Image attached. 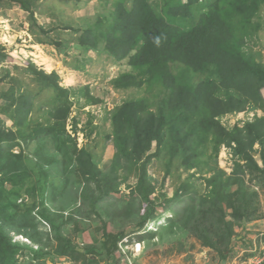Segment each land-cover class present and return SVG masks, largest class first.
<instances>
[{"label": "trees", "instance_id": "1", "mask_svg": "<svg viewBox=\"0 0 264 264\" xmlns=\"http://www.w3.org/2000/svg\"><path fill=\"white\" fill-rule=\"evenodd\" d=\"M6 1L30 11L32 24H37L43 34L50 32L45 31L43 25L39 27L34 16L39 2L45 4L47 1ZM71 1L52 0L50 4ZM262 5L264 0H117L110 18L97 15L86 27L65 28L72 34L61 40H77L84 49L105 51L116 62L128 61L132 71H125L113 80L116 88L160 84L168 91L156 109H151L149 103L140 98L127 100L111 115L113 138L125 144L123 153L135 158L146 157L142 177L150 172L154 158L160 154L166 132L174 127L176 143L187 151H192L197 147L198 139L207 135L214 137L219 145L226 144L234 156L244 161L237 163L235 175L249 174L254 177L249 178L251 181L264 186V162L259 165L253 153L256 143L263 144L264 117L248 121L242 127L235 125L233 129H228L219 120L220 116L245 111L251 103L261 105L264 102V61L256 60L245 51L248 38L260 27L254 18ZM46 42L62 49V41L49 39ZM8 57L0 50V63ZM24 72L26 76H33L41 87L36 95L26 89L22 91L25 82L20 80L12 83L11 88L0 91V264L18 263L20 245L13 242L8 230L15 229L19 233L30 227L38 229L40 221L33 213L39 204L44 208L41 219L52 221V211L45 206L46 196L61 194L60 190L67 187L72 176L79 174V178L90 182L101 179L108 185L113 181L96 165L85 148L75 144L72 151L68 149V142L73 140L66 131L72 101L70 89L60 84L59 74L38 69L33 63ZM9 74L7 71V77ZM196 77L200 80L197 81ZM44 92H48V100L39 105L36 98L38 93ZM44 108H47L49 116L44 123L29 117L30 113L38 116ZM1 116L12 118L15 123L7 128ZM31 140L42 142L36 152L38 164H43L46 158L43 154L57 157L56 154L60 153L63 166L66 169L70 167V172L63 175L61 184L57 185L48 180L50 173L39 165L45 182V196L42 195L40 201L36 198L32 170L26 164L27 146ZM154 142L157 149L151 153ZM16 147L19 149L17 152ZM192 157V154H187L185 160ZM47 164L50 165L49 162ZM230 180V177L215 174L208 180L209 191L204 196L184 193L177 195L180 198L176 202L173 198L166 200L163 207L166 210L172 208L174 214L158 227L166 225L173 228L183 222L188 225L196 219L198 226L205 223L203 227L196 226L204 243L213 245L221 239L229 242L233 235V221L246 217L252 206V194L243 188L241 182L232 190ZM139 186L142 201L150 206L147 222H156L162 215H157V207L150 197L154 193L153 187H145L143 178ZM23 189L29 194L33 191L35 198L32 206L20 212L18 200L23 196ZM110 191L111 188L107 187L102 193ZM184 198L186 202L180 205ZM199 205L203 208H198ZM156 234L149 229L139 240L153 239ZM120 238L115 235L114 244ZM108 239L110 235L104 234V240ZM69 245L60 250L61 255H67L69 250L73 251L72 248L81 253L79 248H70ZM102 245L107 248L106 242ZM94 251L96 249L89 250L91 253ZM112 251L108 248L109 255ZM34 252L35 258L39 259L38 264H46L47 255L39 250ZM98 252H101L100 248ZM90 261L94 259L90 258Z\"/></svg>", "mask_w": 264, "mask_h": 264}, {"label": "rangeland", "instance_id": "2", "mask_svg": "<svg viewBox=\"0 0 264 264\" xmlns=\"http://www.w3.org/2000/svg\"><path fill=\"white\" fill-rule=\"evenodd\" d=\"M43 1L47 2H39L34 16L39 27L43 25L45 31H50L48 34H43L37 24H32L30 11L10 1L0 2V50L9 55L7 60L0 63V91L11 88L12 83L20 80L25 82L22 91L26 89L36 95L41 87L33 76H26L24 72L30 63L48 73H58L60 84L70 89L72 101L66 122L67 134L73 138L67 144L68 149L72 151L75 144L85 148L96 165L113 181L110 185L101 179L90 182L77 174L70 178L72 181L67 187L60 190L61 194L57 192L55 196H46L45 206L52 211V221L41 219L44 208L39 204L33 213L40 221L38 229L30 227L19 233L15 229L8 230L13 242L20 245L17 264H38L34 250L47 255L46 264H264V186L251 181L249 178L254 177L249 174L242 177L235 175L237 163L244 161L234 156L230 147L224 143L219 145L214 137L207 135L198 139L197 147L187 151L176 143L173 127L166 132L160 154L154 158L150 172L142 177L146 157L135 158L124 154L125 144L113 138L111 115L117 107L127 100L144 98L151 109H156L168 91L160 84L116 88L113 80L125 71H132L127 60L116 62L105 51L87 50L79 46L77 40L68 42L61 39L72 34L70 29H65L67 27H86L97 15L110 18L117 0H73L55 2L54 5L50 4L52 0ZM77 3L80 4L75 5ZM254 20L260 27L248 38L245 51L256 60L264 61V5ZM49 39L62 41V49L48 44L46 41ZM17 65L19 68H15ZM7 71H10L8 77ZM195 79L200 80L198 77ZM46 95L48 92L38 93L36 102L39 105L46 103ZM47 114L48 110L44 108L38 116L30 113L29 117L44 123L48 120ZM1 117L7 128L15 123L12 118ZM260 117H264V102L261 105L251 103L245 111L220 116L219 120L228 129H233L235 125L242 127L246 122ZM41 143L31 140L26 151V164L32 170L36 183L37 201L42 195L45 196V182L40 175L41 163L38 164L39 158L36 156ZM156 149L154 142L150 152ZM18 150L16 147L15 152ZM253 153L258 164L262 165L264 140L262 145H254ZM187 154L193 155L188 161L185 160ZM43 155L46 157L42 161L45 165H41L50 173L48 180L60 185L61 178L70 172V167L66 169L63 166L60 153L56 154L57 157ZM215 174L230 177L232 190L241 182L243 188L252 194L249 213L233 221V235L229 242L221 239L213 245L204 243L197 228L205 223L198 226L196 219L188 223L191 225L189 227L187 222L173 228L166 225L158 227L174 214L172 208L166 210L163 207L166 200L173 198L176 202L180 198L177 195L184 193L204 196L209 191L208 180ZM142 178L145 187H153L154 193L150 197L155 202L154 207H157V215H162L156 222H147L150 206L142 201L139 186ZM107 187L111 191L102 193ZM32 195L33 191L29 194L23 189V199L18 200L20 212L32 206L35 198ZM185 202L186 198L180 205ZM198 208L203 207L199 205ZM149 229L157 233L155 238L139 240ZM104 234L110 235V239L104 240ZM115 235L121 236L116 244ZM103 242L107 243L106 249ZM66 245L70 248L76 246L81 253H76L72 248L73 251L69 250L67 255H61L60 250ZM91 248L96 251L89 252ZM97 248L101 249L100 253ZM108 248L113 250L111 255ZM90 258L94 261L91 262Z\"/></svg>", "mask_w": 264, "mask_h": 264}, {"label": "crops", "instance_id": "3", "mask_svg": "<svg viewBox=\"0 0 264 264\" xmlns=\"http://www.w3.org/2000/svg\"><path fill=\"white\" fill-rule=\"evenodd\" d=\"M263 96H264V93H263Z\"/></svg>", "mask_w": 264, "mask_h": 264}]
</instances>
